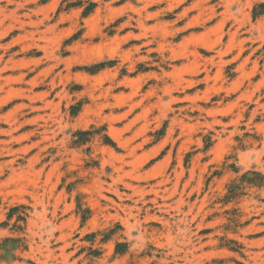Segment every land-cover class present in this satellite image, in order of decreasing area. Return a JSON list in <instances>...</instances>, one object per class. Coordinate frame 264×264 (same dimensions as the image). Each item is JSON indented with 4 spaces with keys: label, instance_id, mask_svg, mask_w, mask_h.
<instances>
[{
    "label": "rangeland",
    "instance_id": "1",
    "mask_svg": "<svg viewBox=\"0 0 264 264\" xmlns=\"http://www.w3.org/2000/svg\"><path fill=\"white\" fill-rule=\"evenodd\" d=\"M260 5L0 0V264H264Z\"/></svg>",
    "mask_w": 264,
    "mask_h": 264
},
{
    "label": "trees",
    "instance_id": "2",
    "mask_svg": "<svg viewBox=\"0 0 264 264\" xmlns=\"http://www.w3.org/2000/svg\"><path fill=\"white\" fill-rule=\"evenodd\" d=\"M260 9H263L264 10V5H260ZM262 13H259V15H261ZM257 15L254 14V18L256 17ZM103 65H99L98 68H102ZM83 134V133H81Z\"/></svg>",
    "mask_w": 264,
    "mask_h": 264
}]
</instances>
